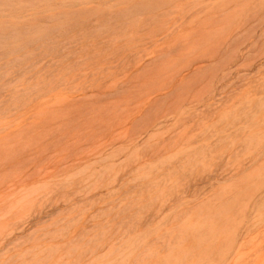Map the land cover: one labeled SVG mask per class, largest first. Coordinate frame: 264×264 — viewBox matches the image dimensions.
Returning <instances> with one entry per match:
<instances>
[{"label": "rangeland", "instance_id": "rangeland-1", "mask_svg": "<svg viewBox=\"0 0 264 264\" xmlns=\"http://www.w3.org/2000/svg\"><path fill=\"white\" fill-rule=\"evenodd\" d=\"M261 134L264 0H0V264H264Z\"/></svg>", "mask_w": 264, "mask_h": 264}, {"label": "bare ground", "instance_id": "bare-ground-1", "mask_svg": "<svg viewBox=\"0 0 264 264\" xmlns=\"http://www.w3.org/2000/svg\"><path fill=\"white\" fill-rule=\"evenodd\" d=\"M262 137L263 136V134H261V135H259L258 137ZM258 137H257V140H258ZM260 139V138H259ZM262 139V138H261ZM263 141H264V136H263V140H262V143H263ZM261 143V142H260ZM260 143H259V141H258V144L260 145ZM261 143V144H262ZM257 144V145H258ZM264 144V143H263ZM16 181V180H15ZM11 191V190H10ZM29 199H30V197L32 196V195H26ZM34 196V195H33ZM32 196V197H33ZM27 197H24L23 198V200L22 201H25V198H27ZM31 197V198H32ZM28 198H27V200H28ZM26 200V201H27ZM21 201V202H22ZM33 202V201H32ZM23 203V202H22ZM26 203H28V202H26ZM25 203V205H27ZM25 205H23V206H25ZM28 205H29V203H28ZM31 205V204H30ZM29 207V206H28ZM32 207V206H31ZM15 208V207H14ZM17 209V208H16ZM28 211V210H27ZM220 211V210H219ZM18 212V211H17ZM226 213H227V207L226 208H224L223 210H221V212H218V213H216L215 215H214V217L216 218V222H222L224 219V216L226 215ZM7 216V215H6ZM9 216V215H8ZM5 217V216H4ZM24 217V216H23ZM23 217H20V219L18 220V221H12V222H10V221H7V223H6V227H7V231H6V233H4V232H2V231H0V244H1V242H3V241H5L6 242V240H7V238H9V236L12 234V230H15V229H17L19 226H18V224L19 223H22L23 222V220L25 221V219L23 218ZM27 217H28V215H27ZM26 218V217H25ZM4 220V219H3ZM26 220H27V218H26ZM19 222V223H18ZM18 226V227H17ZM17 227V228H16ZM9 229V230H8ZM11 231V232H10ZM215 230H214V228L213 227H211L210 229H209V232L211 233V234H213V232H214ZM14 232V231H13ZM233 242V241H232ZM4 243V242H3Z\"/></svg>", "mask_w": 264, "mask_h": 264}]
</instances>
